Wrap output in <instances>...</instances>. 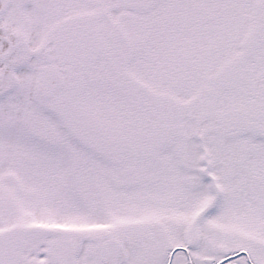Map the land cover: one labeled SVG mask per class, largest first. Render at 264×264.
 I'll return each mask as SVG.
<instances>
[{
  "label": "snow or ice",
  "instance_id": "1",
  "mask_svg": "<svg viewBox=\"0 0 264 264\" xmlns=\"http://www.w3.org/2000/svg\"><path fill=\"white\" fill-rule=\"evenodd\" d=\"M0 264H264V0H0Z\"/></svg>",
  "mask_w": 264,
  "mask_h": 264
}]
</instances>
